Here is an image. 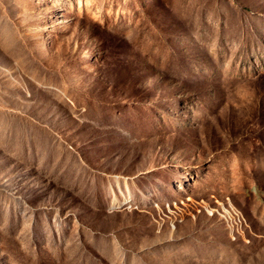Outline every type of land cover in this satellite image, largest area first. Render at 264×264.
<instances>
[{
  "label": "rangeland",
  "instance_id": "1",
  "mask_svg": "<svg viewBox=\"0 0 264 264\" xmlns=\"http://www.w3.org/2000/svg\"><path fill=\"white\" fill-rule=\"evenodd\" d=\"M0 264H264V0H0Z\"/></svg>",
  "mask_w": 264,
  "mask_h": 264
}]
</instances>
